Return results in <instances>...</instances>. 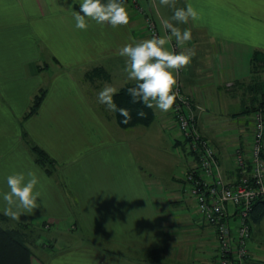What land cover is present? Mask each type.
I'll list each match as a JSON object with an SVG mask.
<instances>
[{
	"label": "crops",
	"instance_id": "obj_1",
	"mask_svg": "<svg viewBox=\"0 0 264 264\" xmlns=\"http://www.w3.org/2000/svg\"><path fill=\"white\" fill-rule=\"evenodd\" d=\"M124 4L127 25L88 20L87 30H79L74 13L80 0H0V192L7 191L8 175L35 172L43 200L32 215L13 220L0 199L2 224L28 230L23 235L31 264H218L216 231L197 212L186 177L197 159L185 157L174 109L153 108L150 125L123 129L98 94L136 82L128 79L119 48L151 38L147 15L156 20L160 37L171 35L165 20L190 29L192 39L179 52L191 61L176 73L177 83L194 104L199 131L216 149L221 175L233 182L235 151L250 148L254 114L264 98V71H252L254 53L264 52V0ZM188 4L198 18L173 20L175 9ZM172 40L165 46L170 51ZM95 67L105 68L109 78L89 79ZM48 71H54L52 78ZM41 87L47 94L26 117ZM136 135L166 137L171 148L150 150L159 156L154 165L149 150L129 147L127 140ZM31 142L55 160L52 174L36 162ZM33 229L39 231L34 236ZM73 230H81L80 244ZM248 247L244 264H264V252Z\"/></svg>",
	"mask_w": 264,
	"mask_h": 264
},
{
	"label": "built area",
	"instance_id": "obj_2",
	"mask_svg": "<svg viewBox=\"0 0 264 264\" xmlns=\"http://www.w3.org/2000/svg\"><path fill=\"white\" fill-rule=\"evenodd\" d=\"M146 25L150 37H160L156 20L151 14L146 17ZM172 49L179 52V46L173 40ZM174 91L182 97L173 106L176 121L187 149L197 159L196 167L186 174L187 181L197 212L216 231L218 264H244L249 256L253 204L257 199L264 198V113L262 109L255 111L250 148L236 149L237 175L233 182H228L221 175L215 147L198 129L196 109L191 98L183 92L180 83Z\"/></svg>",
	"mask_w": 264,
	"mask_h": 264
},
{
	"label": "clouds",
	"instance_id": "obj_3",
	"mask_svg": "<svg viewBox=\"0 0 264 264\" xmlns=\"http://www.w3.org/2000/svg\"><path fill=\"white\" fill-rule=\"evenodd\" d=\"M164 6H173L174 0H159ZM198 18L197 11L188 4L186 8H177L172 17L178 23L187 24L189 19ZM75 27L79 30H87L88 20L97 24L111 25L113 28L127 25L129 13L124 0H80V11L74 13ZM163 23L169 28L170 36L157 37L140 42L126 43L119 48V55L127 58L126 72L128 79L136 81V85L128 89L133 102L143 103L148 108H155L162 112L172 110L179 96L174 89L177 85L176 73L189 65L191 55L181 52H173L165 46L172 37H175L178 46H184L192 39L190 29L181 31L173 27L169 21ZM117 89L107 86L99 94L101 103L107 105L109 110H116L112 102V96ZM126 114V109L119 110ZM143 115V113H140ZM130 119V115L128 116ZM7 191L0 192L6 216L13 220H19L22 215H32L34 211L43 206L41 192L38 190L40 179L35 172H17L6 177ZM38 200L41 202L38 203Z\"/></svg>",
	"mask_w": 264,
	"mask_h": 264
},
{
	"label": "trees",
	"instance_id": "obj_4",
	"mask_svg": "<svg viewBox=\"0 0 264 264\" xmlns=\"http://www.w3.org/2000/svg\"><path fill=\"white\" fill-rule=\"evenodd\" d=\"M264 63V52L256 51L252 57V71L255 73L259 64ZM89 79L109 78L108 71L103 67H95L87 73ZM137 82L129 83L113 95V103L116 106V119L118 125L123 129H129L138 125L148 126L154 120V109L146 107L143 103L133 102L128 89L134 87ZM47 94V88L41 87L32 98L31 108L26 117L35 114ZM264 95V93H263ZM261 107V108H260ZM258 108L264 112V98L260 101ZM126 109L122 114L119 110ZM143 113V115H140ZM130 115V119L128 116ZM31 149L36 162L41 165L48 174L53 173L55 160L39 144L31 142ZM4 214L0 212V264H31L32 250L28 246L23 232L20 228H8L3 226ZM251 219L259 222L264 218V198L257 199L251 211Z\"/></svg>",
	"mask_w": 264,
	"mask_h": 264
},
{
	"label": "rangeland",
	"instance_id": "obj_5",
	"mask_svg": "<svg viewBox=\"0 0 264 264\" xmlns=\"http://www.w3.org/2000/svg\"><path fill=\"white\" fill-rule=\"evenodd\" d=\"M257 71H264V63L259 64ZM47 73L48 74L46 76H50L52 78L53 75H51V74L54 73V71H48ZM83 88H84L85 93L88 94L85 87H83ZM88 92H89V95L91 96V92L89 91V89H88ZM95 106L97 109H99L97 104ZM260 108H258V106H257L256 111L259 110ZM262 111H263V109H262ZM252 117H253V115H252ZM170 140H172V139H170ZM127 141H128L129 147L133 148L134 151L137 149L149 150V152L151 154L150 156L155 155V153L153 151H150V150L167 151L168 149L171 148V141H169L166 137L164 139H161V140L158 139L157 141H150L148 139H145V136H143V135H136V136H132V137L130 136L129 140H127ZM263 147H264V140H263ZM180 152L183 153V150L181 149ZM187 152L188 153H187V155H185V157L189 156V158L192 159V155L188 149H187ZM158 157L159 156L153 157L152 162L154 163V165L158 164V160H159ZM182 157H183V155H182ZM179 159L181 160L182 158L179 157ZM149 160L151 161V158H149ZM46 225L49 226L50 223H46ZM250 227H251V236L249 239L250 248H253V249L254 248H260V250L264 252V218L259 222H255L253 219L250 218ZM21 231L23 233L24 232L28 233L27 229L21 228ZM73 231L75 232L74 233L75 245L80 244V242H81L80 239L83 237L81 230H77V231L73 230ZM37 232H39V231L36 229H33L31 235H33V234L36 235ZM44 232H48V231H44ZM53 232H54V230H53ZM48 233H44L43 236H46V237H43V238H48L49 237ZM78 236H80V237H78ZM84 238H86V237L84 236ZM57 247H58V245H57ZM39 255L44 256L42 253H39ZM45 261L47 264H53V262L48 261V259H45Z\"/></svg>",
	"mask_w": 264,
	"mask_h": 264
}]
</instances>
